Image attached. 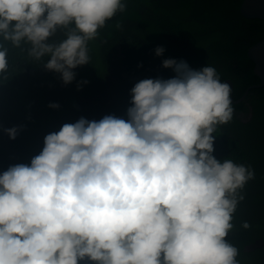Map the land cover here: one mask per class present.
I'll return each mask as SVG.
<instances>
[{
    "label": "clouds",
    "instance_id": "obj_1",
    "mask_svg": "<svg viewBox=\"0 0 264 264\" xmlns=\"http://www.w3.org/2000/svg\"><path fill=\"white\" fill-rule=\"evenodd\" d=\"M126 7L0 0V73L9 68L4 42L24 43L30 58L49 57L44 68L71 83L72 70L90 62L88 42ZM58 32L65 38L49 42ZM162 66L175 76L136 83L127 120L65 123L30 164L0 174V264H239L226 238L255 173L212 155L213 133L233 118L230 86L212 66ZM5 131L16 138L17 128Z\"/></svg>",
    "mask_w": 264,
    "mask_h": 264
},
{
    "label": "trees",
    "instance_id": "obj_2",
    "mask_svg": "<svg viewBox=\"0 0 264 264\" xmlns=\"http://www.w3.org/2000/svg\"><path fill=\"white\" fill-rule=\"evenodd\" d=\"M240 2L126 0V10L117 12L98 37L88 42L90 62L73 69L75 77L67 85L59 73L44 68L49 57L37 61L27 55L30 45L22 43L21 48H15L4 42L9 68L0 73V174L10 166L30 164L42 151L44 137L58 132L65 123H75L81 117L92 121L95 112L100 116L110 101L106 92L115 81L123 83L120 94L127 101V105H119L117 116L127 120L128 100L136 83L175 76L172 69L162 66L166 59L183 60L194 70L214 67L221 82L232 81L233 99L240 97L248 86L259 82L247 49L264 37V19L243 16ZM64 38L58 32L49 42ZM157 47L164 49L159 56ZM245 98L253 105L252 119L244 123L233 112L229 123L218 125L212 155L221 162L247 163L254 170L257 183L252 189L256 187L257 192L242 190L245 198L233 214L234 227L226 239L239 250V264H264V246L243 251L257 237L264 238V85L250 87ZM232 107L243 109L244 100L232 102ZM13 127L18 131L16 138L10 139L5 130ZM241 128L249 132L247 138L263 144L243 149ZM245 221L250 228L241 227ZM253 256L259 259L253 261Z\"/></svg>",
    "mask_w": 264,
    "mask_h": 264
},
{
    "label": "water",
    "instance_id": "obj_3",
    "mask_svg": "<svg viewBox=\"0 0 264 264\" xmlns=\"http://www.w3.org/2000/svg\"><path fill=\"white\" fill-rule=\"evenodd\" d=\"M239 10L245 17L264 19V0H241ZM247 55L254 62L253 71L259 77V82L248 86L240 97L233 99L232 81L229 78L225 79L224 83H229L231 89V102L234 103L244 100L250 87L264 85V37L248 47ZM263 243V237L259 236L254 241L246 244L244 249L250 251L257 247H261Z\"/></svg>",
    "mask_w": 264,
    "mask_h": 264
},
{
    "label": "flooded vegetation",
    "instance_id": "obj_4",
    "mask_svg": "<svg viewBox=\"0 0 264 264\" xmlns=\"http://www.w3.org/2000/svg\"><path fill=\"white\" fill-rule=\"evenodd\" d=\"M116 82H118V81H115L114 83L116 84ZM101 92V91H100ZM113 98L114 97H112V96H110V101H108V105H110V102H111V100H113ZM251 101V100H250ZM249 101V98L248 99H244V108L243 109H240V110H235L234 109V111L233 112H235V114H236V116H238V118L242 121V122H244V123H247V122H249L251 119H252V117H253V115H254V109H253V105L251 104V102ZM97 111V110H96ZM101 112H102V115L103 114H105V113H107V110H101ZM110 113H114V111H111ZM95 118H93L92 120H96V121H99L101 118H102V116L100 117V116H98L97 115V113L95 112V116H94ZM223 127V126H222ZM215 142H214V145L216 144V142H217V139H215L214 140ZM241 145H242V147H243V149H248V147H254V146H256V145H258V142L260 143V145H262L263 143L261 142V141H258L257 143H256V141H254V146H251V145H249L250 143H248L247 141H246V139L244 138V137H242V139H241ZM256 148H258V147H256ZM220 150L222 149V148H219ZM259 149V148H258ZM260 151V150H259ZM245 166H249V164H245ZM254 180H256L255 178H254ZM251 182H252V180H250V181H248L247 183H246V185L244 186V191L246 192V191H252L253 193H256L257 192V190H255V188L254 189H252V184H251ZM264 239V238H263ZM264 246V243H263V245L261 246V247H263ZM261 247H257V248H261ZM256 249V248H255ZM255 249H253V250H255ZM253 250H250V251H253ZM243 251H246L245 249H244V247H243ZM247 252V251H246Z\"/></svg>",
    "mask_w": 264,
    "mask_h": 264
},
{
    "label": "rangeland",
    "instance_id": "obj_5",
    "mask_svg": "<svg viewBox=\"0 0 264 264\" xmlns=\"http://www.w3.org/2000/svg\"><path fill=\"white\" fill-rule=\"evenodd\" d=\"M122 86H123V83H120V82H116V84L110 88L106 93L108 95H111L112 97H114V102H110V105H107L105 106L104 110H107V113L105 114H101L100 117L102 116V118L105 116V115H114L116 117L117 116V112H118V108H119V105H127V101L123 100L122 97H121V94L120 93H123L124 90H122ZM122 90V91H121ZM121 91V92H120ZM125 94H127V92H125ZM129 100H128V104H129ZM111 111H114V113H110ZM89 118V116H86ZM236 129L239 130V127H236ZM243 133V137L246 139V141H248V143H250L249 145L251 146H254V140L252 138H247V136H249V132L246 131L244 128H241V134ZM260 148V147H258ZM258 148L255 147V150H259ZM256 183L257 181L252 179V186H256ZM259 183V182H258ZM259 258L257 256H253L252 260H258ZM262 262H264L262 260Z\"/></svg>",
    "mask_w": 264,
    "mask_h": 264
}]
</instances>
